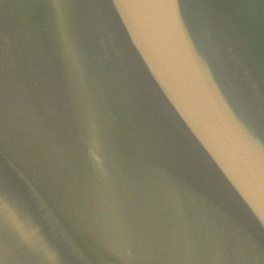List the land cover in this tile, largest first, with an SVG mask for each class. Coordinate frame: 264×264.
<instances>
[{
    "label": "water",
    "instance_id": "1",
    "mask_svg": "<svg viewBox=\"0 0 264 264\" xmlns=\"http://www.w3.org/2000/svg\"><path fill=\"white\" fill-rule=\"evenodd\" d=\"M0 264H264V0H0Z\"/></svg>",
    "mask_w": 264,
    "mask_h": 264
}]
</instances>
